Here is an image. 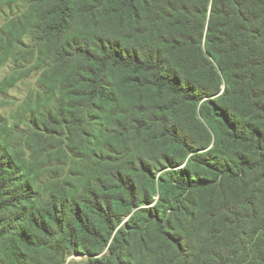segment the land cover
Here are the masks:
<instances>
[{
	"label": "trees",
	"instance_id": "1",
	"mask_svg": "<svg viewBox=\"0 0 264 264\" xmlns=\"http://www.w3.org/2000/svg\"><path fill=\"white\" fill-rule=\"evenodd\" d=\"M1 6L0 264H264V0Z\"/></svg>",
	"mask_w": 264,
	"mask_h": 264
},
{
	"label": "rangeland",
	"instance_id": "2",
	"mask_svg": "<svg viewBox=\"0 0 264 264\" xmlns=\"http://www.w3.org/2000/svg\"><path fill=\"white\" fill-rule=\"evenodd\" d=\"M7 6L0 7V26L4 20L9 16L12 11L6 8ZM13 10V9H12ZM14 11V10H13ZM29 64L23 61H9L0 68V82L7 74L19 75L26 71ZM36 80L34 74L24 77L22 81H18L13 88L4 90L0 89V112L4 115L15 114L18 110L19 104L25 98L27 92L31 88H35ZM3 89V90H2ZM24 125V123H23ZM20 138L15 139V143L19 144ZM75 260L83 263H87L88 258L85 256H75Z\"/></svg>",
	"mask_w": 264,
	"mask_h": 264
}]
</instances>
